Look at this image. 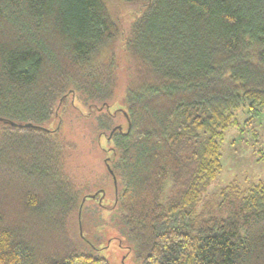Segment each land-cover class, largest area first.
I'll use <instances>...</instances> for the list:
<instances>
[{
  "label": "trees",
  "instance_id": "1",
  "mask_svg": "<svg viewBox=\"0 0 264 264\" xmlns=\"http://www.w3.org/2000/svg\"><path fill=\"white\" fill-rule=\"evenodd\" d=\"M70 106L103 177L69 165ZM241 110L264 111V0H0V264H109L104 208L141 264H264V180L208 192Z\"/></svg>",
  "mask_w": 264,
  "mask_h": 264
},
{
  "label": "rangeland",
  "instance_id": "2",
  "mask_svg": "<svg viewBox=\"0 0 264 264\" xmlns=\"http://www.w3.org/2000/svg\"><path fill=\"white\" fill-rule=\"evenodd\" d=\"M119 92H117V96ZM69 108L70 115L67 116V121L69 120L68 122H71L72 125L69 123L66 125L69 124L72 127L68 128L66 125H61L63 131L66 132L69 129L68 138L75 142V145H72L74 159L69 165L76 171H78V166L82 165L81 168L83 167V169L77 173L78 175L85 174L87 172L85 169H93L94 175H102L103 177L109 158L104 151L106 145H103L102 141L97 143V131L93 126V117L90 118L88 113L81 114L76 110V114H74L71 106ZM234 118V126L229 127L224 132L220 144L222 168L216 179L210 184L209 193L216 192L230 181L236 180L239 185L245 188L258 180H264V159L261 158L264 156V111L253 120L250 119L246 124L248 115L244 110L236 113ZM56 121L51 127H56ZM105 178L108 179L107 176ZM97 187V185L91 186L90 189L95 190ZM106 193L108 198L103 199L102 197L100 201L102 205L111 207V200L114 198L113 191L108 187ZM100 195L97 194V197ZM97 200L95 204L92 201L88 202V206L97 211L92 213V216L99 215L98 208L101 209L102 206ZM109 209L104 208L101 211L102 218H93L92 226L87 231L89 233L84 234L89 239L86 241L90 245H85V248L105 258L109 264H141L134 255L132 245L126 236L116 228L109 226L111 224L110 212H107Z\"/></svg>",
  "mask_w": 264,
  "mask_h": 264
},
{
  "label": "water",
  "instance_id": "3",
  "mask_svg": "<svg viewBox=\"0 0 264 264\" xmlns=\"http://www.w3.org/2000/svg\"><path fill=\"white\" fill-rule=\"evenodd\" d=\"M110 173H112L110 170H109ZM113 177V176H112ZM114 178V177H113Z\"/></svg>",
  "mask_w": 264,
  "mask_h": 264
}]
</instances>
